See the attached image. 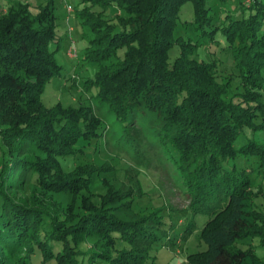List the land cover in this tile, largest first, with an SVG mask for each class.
<instances>
[{"label": "trees", "instance_id": "1", "mask_svg": "<svg viewBox=\"0 0 264 264\" xmlns=\"http://www.w3.org/2000/svg\"><path fill=\"white\" fill-rule=\"evenodd\" d=\"M207 1L81 0L77 14L94 35L84 59L98 66L87 84L122 123L145 113L161 121V145L173 149L191 197L193 217L178 238H190L198 215L210 216L200 235L207 249L187 264H264L239 244L258 238L264 246V0H238L218 25ZM187 2L196 30L211 41L221 32L231 69L220 58L196 59L199 44L175 36ZM57 28L53 0L37 13L23 0L0 8V264H147L168 233L162 208L136 213V196L112 191L106 179L99 192L94 180L105 170L74 159L81 141L99 139L102 120L88 107L42 101L62 70ZM239 159L242 169L228 167ZM116 195L130 220L110 212Z\"/></svg>", "mask_w": 264, "mask_h": 264}, {"label": "rangeland", "instance_id": "2", "mask_svg": "<svg viewBox=\"0 0 264 264\" xmlns=\"http://www.w3.org/2000/svg\"><path fill=\"white\" fill-rule=\"evenodd\" d=\"M12 0H0V8L6 9ZM31 4L33 13H37V7L46 0H23ZM55 14L57 16L58 33L62 36L60 45L54 44L57 49L55 59L62 66L61 74L52 79L46 86L42 95V101L47 107L61 104L63 107L81 108L88 107L102 120L98 140L91 143L81 141L78 147L83 153L74 159L75 164L93 161L97 166L105 170L102 176L95 178L94 187L99 186L98 191L104 193L100 184L103 179L109 181L112 191L129 193L136 196L133 203L134 211L151 213L156 208H162L160 215L168 230L167 236H163L154 250L147 264H187V257L192 253L205 251L207 244L200 241V235L204 224L210 219L209 215L200 214L196 217L197 229L187 241H181L180 237L186 230L188 222L193 215L188 211L191 197L185 193V187L175 170V159L172 158L173 149L161 145L159 135L162 127L161 121L151 113L138 114L133 125L122 123L110 112L107 105L98 99L99 90L88 86V82L95 78L98 66L84 59V51L94 35L89 26L83 25L77 11L82 8L81 0H53ZM247 0L246 2H250ZM238 0H208L211 8L210 16L215 23L221 24L227 14L234 15ZM73 11L69 13L68 8ZM98 11L99 8H95ZM114 10L110 12L113 13ZM109 12V13H110ZM194 8L191 2H187L181 10L175 36H182L187 41L199 44L195 58L209 62L211 59L220 58L222 68L232 67L231 52L226 49V41L220 31L210 36L196 30L193 26ZM211 31V29H207ZM181 47L174 46L170 52V63L180 55ZM83 145V146H82ZM71 158H63L61 161L67 170L66 163ZM249 162V161H248ZM252 163L249 162V165ZM112 166H117L114 170ZM229 168H243V160L239 159L228 165ZM140 189L143 195L139 197ZM58 200L65 204L70 200L67 196H59ZM116 195L111 201L110 212L122 220H130L132 214L126 211L118 201ZM130 197L129 199H133ZM258 203L264 205V196ZM173 227V229H168ZM94 240L90 243L93 244ZM240 247L245 249L254 247L256 254L264 261V246L258 238H248L240 242ZM94 264H106L98 260Z\"/></svg>", "mask_w": 264, "mask_h": 264}, {"label": "built area", "instance_id": "3", "mask_svg": "<svg viewBox=\"0 0 264 264\" xmlns=\"http://www.w3.org/2000/svg\"><path fill=\"white\" fill-rule=\"evenodd\" d=\"M68 10H69V13H71L73 11V8L69 7Z\"/></svg>", "mask_w": 264, "mask_h": 264}]
</instances>
